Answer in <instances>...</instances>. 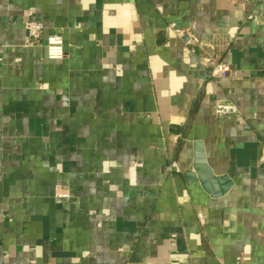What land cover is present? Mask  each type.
<instances>
[{
    "label": "crops",
    "instance_id": "obj_1",
    "mask_svg": "<svg viewBox=\"0 0 264 264\" xmlns=\"http://www.w3.org/2000/svg\"><path fill=\"white\" fill-rule=\"evenodd\" d=\"M262 145L264 0H0V264H264Z\"/></svg>",
    "mask_w": 264,
    "mask_h": 264
},
{
    "label": "built area",
    "instance_id": "obj_2",
    "mask_svg": "<svg viewBox=\"0 0 264 264\" xmlns=\"http://www.w3.org/2000/svg\"><path fill=\"white\" fill-rule=\"evenodd\" d=\"M29 18L24 22V28L26 31V45H40L41 44V35H42V24L36 20H34L31 14L28 16ZM174 32L178 36H183L184 32L180 29L174 28L173 25H170ZM45 48V56L50 60H61L64 58V47L63 41L60 33H51L46 36L44 41ZM230 70V66L223 62H215L212 64L209 77L212 79H222L224 78ZM214 112L217 117H228L230 115L238 113V108L232 102H220L215 106ZM259 165L261 169L264 171V145L260 147ZM57 198H68L69 193L66 189H56L54 193Z\"/></svg>",
    "mask_w": 264,
    "mask_h": 264
},
{
    "label": "water",
    "instance_id": "obj_3",
    "mask_svg": "<svg viewBox=\"0 0 264 264\" xmlns=\"http://www.w3.org/2000/svg\"><path fill=\"white\" fill-rule=\"evenodd\" d=\"M187 182L199 180L203 187L207 189L209 182L212 181V174L207 168L203 153L200 151L195 154V162L192 171H187L184 174Z\"/></svg>",
    "mask_w": 264,
    "mask_h": 264
}]
</instances>
